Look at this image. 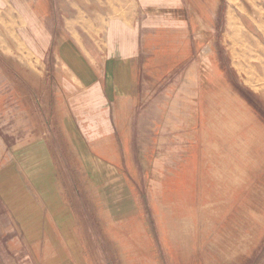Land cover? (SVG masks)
Instances as JSON below:
<instances>
[{"label":"rangeland","instance_id":"obj_1","mask_svg":"<svg viewBox=\"0 0 264 264\" xmlns=\"http://www.w3.org/2000/svg\"><path fill=\"white\" fill-rule=\"evenodd\" d=\"M181 1L107 101L46 48L83 0H0V264H264V0Z\"/></svg>","mask_w":264,"mask_h":264},{"label":"crops","instance_id":"obj_2","mask_svg":"<svg viewBox=\"0 0 264 264\" xmlns=\"http://www.w3.org/2000/svg\"><path fill=\"white\" fill-rule=\"evenodd\" d=\"M130 3L132 7L125 9V15L118 16L117 0H83V9L79 8L76 20L69 18L65 21L59 38L55 40L53 35L50 42L48 41L46 48L56 52V63L62 68L66 75L65 79L74 91L69 98L101 94L107 101H117L132 97L136 87L135 70L148 51L151 30L184 23L185 19L182 17L178 20L179 23L175 18L164 22L161 13L166 7V2L163 0H130ZM165 9H169L173 15L175 11L180 13L183 9L182 1L169 0ZM189 9L192 11L191 6ZM46 48L44 47V50ZM33 149L28 148L32 154ZM45 149L46 146L40 144L35 150L42 156L46 154ZM43 161L41 160V165L48 166L46 167L48 171L54 170L50 157H43ZM7 178L11 179L6 182L0 181V184L12 185L11 180L16 182L15 175L11 177L8 174ZM33 201V207L40 212H46L47 209L48 216L54 223V234H59L63 239V224L54 220L55 216L59 218L63 207L60 208L58 204L49 201L46 202L48 205L41 207L38 201L35 199ZM24 205V208L21 205L18 210L30 211L26 208L28 204ZM64 222H67L66 218ZM66 259L70 260L69 257Z\"/></svg>","mask_w":264,"mask_h":264},{"label":"bare ground","instance_id":"obj_3","mask_svg":"<svg viewBox=\"0 0 264 264\" xmlns=\"http://www.w3.org/2000/svg\"><path fill=\"white\" fill-rule=\"evenodd\" d=\"M248 4H249V2H248ZM252 4H253V3H252ZM253 5H254V4H253ZM255 12H256V11H254V14H255ZM251 13H252V11H251ZM256 14H257V12H256ZM256 14H255V17H257ZM127 15H128V14H127ZM262 16H263V15H262ZM259 17H260V15H259ZM259 17H258V18H259ZM249 18H250V17H249ZM252 19H253V17H252ZM260 20H262V19H260ZM255 21H256V20H255ZM257 21H258V20H257ZM247 34H248V33H247ZM261 35H262V34H261ZM250 48H251V46H250ZM258 50H259V49H258ZM262 52H263V51H262ZM260 54H261V53H260ZM216 77H217V76H216ZM231 130H232V129H231ZM224 167H225V166H224ZM237 178H238V177H237Z\"/></svg>","mask_w":264,"mask_h":264}]
</instances>
